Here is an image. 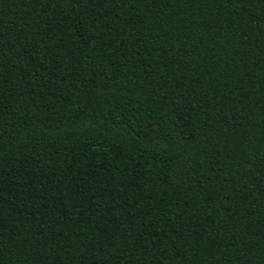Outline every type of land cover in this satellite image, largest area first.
Masks as SVG:
<instances>
[{"label": "trees", "instance_id": "trees-1", "mask_svg": "<svg viewBox=\"0 0 264 264\" xmlns=\"http://www.w3.org/2000/svg\"><path fill=\"white\" fill-rule=\"evenodd\" d=\"M0 264H264V0H0Z\"/></svg>", "mask_w": 264, "mask_h": 264}]
</instances>
